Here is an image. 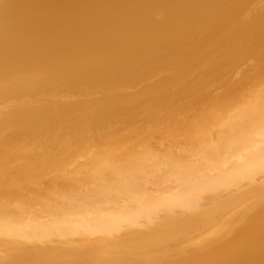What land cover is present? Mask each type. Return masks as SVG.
I'll return each mask as SVG.
<instances>
[{
  "label": "bare ground",
  "instance_id": "obj_1",
  "mask_svg": "<svg viewBox=\"0 0 264 264\" xmlns=\"http://www.w3.org/2000/svg\"><path fill=\"white\" fill-rule=\"evenodd\" d=\"M0 264H264V0H0Z\"/></svg>",
  "mask_w": 264,
  "mask_h": 264
},
{
  "label": "rangeland",
  "instance_id": "obj_2",
  "mask_svg": "<svg viewBox=\"0 0 264 264\" xmlns=\"http://www.w3.org/2000/svg\"><path fill=\"white\" fill-rule=\"evenodd\" d=\"M259 3L260 2H258V4H256L257 12L259 11V6L263 5V4H259ZM257 12L253 11L250 15L256 14ZM200 72H201V67L197 69V73L200 74ZM172 74H173L172 71H168V72L160 73L159 75H156V76L152 77L151 79H146V80L139 79V80H137V82H135V84L132 85V87L129 90L126 91V93L127 94H132V95L139 94L144 88H148L158 78L163 77V76H170ZM198 74L192 73V74L188 75L187 76V80L189 82L197 81V75ZM207 77H211L210 79L212 80L214 85L218 83V79L215 76H212L211 74H209ZM176 88H181V87L178 85ZM166 117L167 116H164V117H162L160 119H153L150 122V125L152 127H157V128L162 130L168 123V121L164 120ZM142 125H143L142 122L136 124V126H142Z\"/></svg>",
  "mask_w": 264,
  "mask_h": 264
}]
</instances>
